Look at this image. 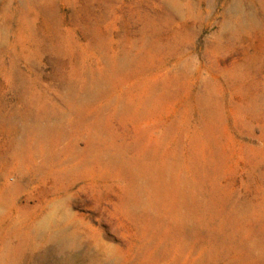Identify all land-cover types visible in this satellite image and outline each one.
<instances>
[{
	"label": "rangeland",
	"instance_id": "1",
	"mask_svg": "<svg viewBox=\"0 0 264 264\" xmlns=\"http://www.w3.org/2000/svg\"><path fill=\"white\" fill-rule=\"evenodd\" d=\"M5 185L0 264H264V0H0Z\"/></svg>",
	"mask_w": 264,
	"mask_h": 264
},
{
	"label": "bare ground",
	"instance_id": "2",
	"mask_svg": "<svg viewBox=\"0 0 264 264\" xmlns=\"http://www.w3.org/2000/svg\"><path fill=\"white\" fill-rule=\"evenodd\" d=\"M240 19V18H239ZM247 19L250 20V24H252V19L248 16ZM246 24L243 23L242 21H237L236 25L237 28L235 31H240L242 28V26ZM26 145L25 141L24 143H22V140H20L19 142H17V144L15 146L12 147V151L9 152V158H5L3 157L1 159V164H9L12 165L11 168H13V166L15 168H21L23 164H25L26 160L28 161V156L30 155H26V149L24 148V146ZM39 146V144H38ZM37 146V147H38ZM28 154V153H27ZM16 190V186L15 185H5L3 186V188L0 189V197L4 198L6 200L7 196L13 192H15ZM60 201H57L55 204H51V206L49 207V210L47 212V214L43 217L42 220H39L38 222H36V229L41 230L49 221H53L55 220L54 216V211H56V208H59V203ZM4 201L0 200V212L4 209ZM65 215V214H64ZM40 243V242H39ZM47 243V242H46ZM38 244V243H37Z\"/></svg>",
	"mask_w": 264,
	"mask_h": 264
}]
</instances>
